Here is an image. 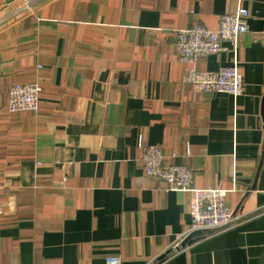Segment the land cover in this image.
<instances>
[{"label": "crops", "instance_id": "1", "mask_svg": "<svg viewBox=\"0 0 264 264\" xmlns=\"http://www.w3.org/2000/svg\"><path fill=\"white\" fill-rule=\"evenodd\" d=\"M29 1L0 0V21ZM239 7L237 53L197 68L237 57L243 93L196 92L174 29ZM33 81L40 110L12 114L11 87ZM263 99L264 0H41L0 23V264H264ZM140 135L225 187L233 224L176 249L189 195L146 175Z\"/></svg>", "mask_w": 264, "mask_h": 264}, {"label": "built area", "instance_id": "2", "mask_svg": "<svg viewBox=\"0 0 264 264\" xmlns=\"http://www.w3.org/2000/svg\"><path fill=\"white\" fill-rule=\"evenodd\" d=\"M13 1L24 3L27 0ZM249 16L248 8L239 7L233 13L223 14L216 29H210L200 23L174 29L178 57L187 65L184 81L191 84L196 92L227 93L234 97L243 93L244 80L238 68L237 57L232 65L222 66L216 71L198 69L197 63L210 54L226 50L225 42L230 44L236 54L240 37L249 30ZM41 92L42 86L38 81L15 83L9 93V111L12 114L38 112L41 107ZM138 145L146 175L163 181L168 191H182L189 195L191 223L189 232L183 235L182 240L194 231L203 234L214 233L233 224L235 215L227 203L228 190L225 187L196 186L191 168L184 164L168 162L160 145L147 143L142 135ZM105 261L107 264H122V257L109 255Z\"/></svg>", "mask_w": 264, "mask_h": 264}, {"label": "water", "instance_id": "3", "mask_svg": "<svg viewBox=\"0 0 264 264\" xmlns=\"http://www.w3.org/2000/svg\"><path fill=\"white\" fill-rule=\"evenodd\" d=\"M38 1L41 0H31L29 1L25 6H22L18 9H16L15 11H13L11 14H9L8 16H6L5 18H3L0 23L5 22L6 20L10 19L11 17L21 13L24 11V9H28L30 7H32L33 5H35ZM263 119H264V99H263ZM203 233L200 231H194L189 233L182 241L179 245L175 246L176 249H181L182 247H184L185 245L191 243L192 241H194L196 238L202 236ZM171 251V250H170ZM169 252V251H168ZM164 257V256H163Z\"/></svg>", "mask_w": 264, "mask_h": 264}]
</instances>
